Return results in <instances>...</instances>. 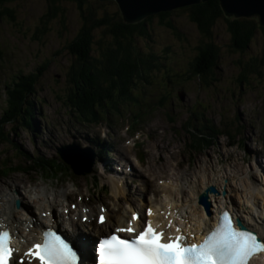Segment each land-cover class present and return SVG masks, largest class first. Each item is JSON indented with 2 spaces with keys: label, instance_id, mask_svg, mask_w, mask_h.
Instances as JSON below:
<instances>
[{
  "label": "rangeland",
  "instance_id": "obj_1",
  "mask_svg": "<svg viewBox=\"0 0 264 264\" xmlns=\"http://www.w3.org/2000/svg\"><path fill=\"white\" fill-rule=\"evenodd\" d=\"M13 5L17 11L16 20L0 16V52L2 53L0 56V123L6 115L5 110L9 107L8 97L10 95H8L6 84L13 77L16 78L21 70L26 72H37L38 70L41 73L40 80L35 87L36 94L33 97L35 104L33 108L30 107L29 113L33 122L31 126L35 129L36 134L29 130L24 116L18 113L13 124H10L12 121H9L6 128H3L7 139L0 142V163L6 161V156L15 160L14 163L9 162L12 167L9 166L10 169L7 173L0 172V181L14 176L19 178L17 193L22 194L21 197L19 196L22 202L21 207H18L19 210L24 212L23 206L26 203L29 208L31 207L30 211L34 215L37 212L39 214V210L48 209V203L44 204L43 202L47 199L46 195L50 197L56 192V196L61 201L66 197H62L60 191L67 190L66 187H68L69 190H72L71 195H68L63 201V205L55 204L56 211L67 210L75 215L77 212L79 213L78 210H90L92 219L82 221L80 225L85 229L87 235L92 234L90 231L96 232V230L98 231L95 235H100L109 233V230L106 231L105 229L106 225H100L97 222V215L101 206H105L108 212H111L113 211L112 207L115 206L114 203L121 205L122 208L119 212L125 211V216L130 219L131 210L138 209L142 204H149L156 210L163 212L162 208L166 205L169 207L172 204L171 206H173L171 203L173 200L176 204L181 205L190 203L197 198L198 202L191 203V207L189 206L187 211L198 216L202 210L203 213L207 211L205 204L200 202L199 195L209 186L216 188L215 193L222 191L223 194L226 190L225 195H229L230 191L232 199L243 206L249 203L245 197L247 192L241 191L239 188L241 181L245 179L248 186L256 191H258L255 187L256 184L260 186L262 182L264 185V93L262 96L259 95V91L264 92V84H259L260 89L255 85L254 89L248 88L242 93H234V98L238 99L234 102L231 96L223 98L219 94L206 93L209 92L206 88H210L207 86V81H200L196 77V81L190 82L192 87L187 84L182 86L189 87L190 91H184L186 98L184 101L181 100L178 92L182 87L169 84L176 77L172 74L167 76L169 71L166 69L172 65L179 69L180 65L187 68L190 63L188 57H192L195 50L182 54V49H180L178 39H176L177 45H171V47L173 55L177 58H167L168 63H163V67L150 77V83L147 81L137 83L135 93L140 94L138 96L142 99L140 103L151 105H148L147 110L150 109V111L144 113V119H141L142 115L139 116L137 120L139 122L141 119L139 124L134 125V114L131 112L133 110L137 114L143 108L138 102L134 106H127L128 109L126 104L123 106L120 104V112H114V107L109 108L108 111L112 114L109 117H107V111L101 110L102 113L100 112L99 117L103 116L105 119L99 124L97 122L91 123L84 116L81 119L75 117L76 111L67 102V92H70L72 84L66 76V72L72 56L63 47L68 40L73 39L80 25L76 2L61 0L60 5L66 18H63L61 14L50 20L47 29L42 31L44 33L40 32L37 35L35 34L37 27H42L43 20L46 19L45 13L49 8L47 0H15ZM102 7L118 9V5L114 3H105ZM173 16L175 22L181 26L180 28L189 33L187 37L189 42L194 43L199 37L193 34L195 26L192 25L191 20L187 19L189 15L186 10H178L173 13ZM224 29L226 30L225 26ZM215 31L219 33V28L218 30L215 28ZM161 34L164 35L159 33L155 35L158 46L162 40L166 44H171L175 40L171 34L167 37L165 32ZM220 34L223 40L228 37L221 32ZM102 37L104 36L101 35L99 28L95 31L93 39L96 52L99 50L98 41ZM105 38L102 46L112 40L110 36ZM159 47L164 49L163 46ZM259 49L260 45L254 44L248 49V54L242 56L243 61L247 62L248 59H251V55H259ZM191 52L193 54L188 56L187 53ZM223 53L222 70L218 76L220 78L225 77L227 80L238 71H242V67L236 65L235 62L241 57L234 52ZM260 70L264 74V63ZM16 81L18 80L16 79ZM216 82L223 83L224 80L220 79ZM168 86L170 92H167ZM195 87L197 91L194 90ZM142 96L146 101H143ZM198 101L203 102L206 107L211 104L212 106L207 112L203 111L199 120H192L191 124L195 122L207 123L203 120L206 118L211 119L217 127L219 126L223 130L220 136L216 135L218 137L214 139L215 144L211 147L208 142L201 143L197 147L194 144L196 140L190 139L187 119L192 113L188 114L186 107L191 109L192 106L190 105L192 103L197 105ZM242 109L244 113H242ZM235 111L238 112L240 118L235 117L237 115ZM254 117L257 125L251 127L249 126L250 120ZM16 123L22 125L13 129ZM242 124H246L248 128H243ZM79 125L84 126L78 128ZM71 129L74 131L86 130L94 137H96L95 134H98L97 140L103 142H99L100 146L109 148L110 152L114 153V156L109 158L112 165L119 162V157L121 159L123 157L122 168L111 175L101 174V165H97L91 156L84 164L90 167L94 162V171L100 173L97 176L105 184L110 179L117 181L121 177L127 178L126 183L120 187L109 186V189L103 190L91 183V179L87 175L71 174L70 171L66 170V174L52 180L46 179L41 172L37 171L36 167L33 168L34 159L39 158L37 155L49 160L58 157L57 147L70 142L72 137L80 142L75 135L71 137L73 132ZM227 130H230L231 134H227ZM42 131L43 134L40 133ZM53 134L58 135L56 137L58 140H55ZM45 138L46 143L41 144V147L37 149L38 147H35L33 143L34 139L39 143V139ZM49 139L52 140L49 141ZM4 141L7 142L3 143ZM90 142L95 144L92 140ZM50 143L51 145H48ZM104 143H108V145ZM92 156H94L93 153ZM257 162H260L259 166ZM126 166L135 172L133 176L129 174V170H126ZM261 171L263 176L259 174ZM258 174L260 177L257 176ZM169 178L174 180V187L166 185ZM181 180L187 181V183L182 185ZM24 185L35 186V188H31L32 194H26ZM181 187L183 189H180ZM45 188L49 192L43 193ZM199 190L201 191L199 192ZM211 192L214 191L210 190L208 194L210 195ZM168 194L171 197H168ZM260 195L264 197V192ZM31 197L38 199L39 202L32 204L30 202ZM181 197L187 203L181 201ZM258 200H260L258 205L261 206L262 200L260 198ZM73 204H75L74 207ZM43 212L48 214L49 211ZM25 215L21 214L23 217H26ZM177 220V222L180 221V219ZM117 225V221L112 223L110 229H115ZM167 226L168 229L174 228L169 226V223L164 224L166 229ZM22 231L26 232L23 229Z\"/></svg>",
  "mask_w": 264,
  "mask_h": 264
},
{
  "label": "trees",
  "instance_id": "obj_2",
  "mask_svg": "<svg viewBox=\"0 0 264 264\" xmlns=\"http://www.w3.org/2000/svg\"><path fill=\"white\" fill-rule=\"evenodd\" d=\"M14 1L0 0V16L11 20L17 19ZM72 1H75L78 7L80 25L73 39L68 40L64 47L62 46L72 56L66 72L72 84L70 92H67V102L72 109L83 115L96 117L98 111H108L113 107L120 108V104L122 106L126 104V107L134 106L137 102L141 104V98H138L140 94L135 93L137 83L145 81L150 83V77L163 67V63H168L167 58H177L173 55L171 47V45H177L176 39L182 54L195 50L194 55H192L193 52L187 53L188 56L192 55L188 57L190 63L187 68L181 65L180 69L175 65L170 66L168 73L176 77L195 76L200 81H207V86L210 88L206 89L213 93L226 92L232 95L255 87L257 85L255 83L260 78V81L264 80V74L260 70L264 63V26H261L253 17L227 16L219 0L202 1L176 9L161 10L137 21L124 19L119 8H103L102 5L108 1ZM60 2L61 0H47L49 8L45 13L46 19L43 20L42 27H37L36 35L46 30L48 22L57 16L62 14L63 18H66ZM178 10H186L189 15L187 19L191 20L192 25L195 26L193 34L199 37L196 39L197 43L189 42L187 38L189 33L175 22L173 13ZM99 28L104 37L98 41L99 50L96 52L93 39L95 31ZM215 28L217 30L219 28V33L215 31ZM164 32L166 37L173 35L175 40L173 44H166L162 40L159 45L163 46L162 50L156 45L155 35L158 33L164 35L161 34ZM220 32L228 36H223L226 37L225 41ZM108 36L112 40L103 47L102 42ZM254 44L260 45L259 55H251V59L247 62L243 61L242 56L248 54V49ZM223 52H234L241 57L235 62L242 67V71H238L227 80L225 77L218 76L222 70ZM16 76L7 84L10 97H8L9 107L5 110L6 115L2 119L5 121L14 122L22 110L30 113V107L33 108L35 104L33 97L36 94L35 87L41 73L38 70L37 72L21 70ZM220 79L224 82H216ZM2 123L3 121L0 123V139L5 137ZM27 124L30 125L29 118ZM189 135L190 139L196 140L194 144L197 147L207 142L201 133L189 131ZM57 164L60 165V163ZM52 166L54 168L56 165ZM49 167L52 169L51 165Z\"/></svg>",
  "mask_w": 264,
  "mask_h": 264
},
{
  "label": "snow or ice",
  "instance_id": "obj_3",
  "mask_svg": "<svg viewBox=\"0 0 264 264\" xmlns=\"http://www.w3.org/2000/svg\"><path fill=\"white\" fill-rule=\"evenodd\" d=\"M148 214L151 215V209ZM104 219L101 215L98 222L103 223ZM132 219L142 217L133 213ZM261 228L264 229V224ZM176 231L179 234L166 236L162 229L157 230L146 221L143 229L137 232L129 222L128 228H117L98 241L94 246L93 264H97V260L98 264H250L253 256L264 252V240L255 231L234 221L228 211L222 213L216 227L210 229L200 243H189L181 229ZM124 232L135 234L131 237L119 235ZM13 253L10 233L0 226V264H9ZM81 256L80 264H87L83 253ZM24 257L29 258V264L32 259L39 264H76L77 252L65 239L46 231L43 244H34ZM19 264H25L23 257Z\"/></svg>",
  "mask_w": 264,
  "mask_h": 264
},
{
  "label": "bare ground",
  "instance_id": "obj_4",
  "mask_svg": "<svg viewBox=\"0 0 264 264\" xmlns=\"http://www.w3.org/2000/svg\"><path fill=\"white\" fill-rule=\"evenodd\" d=\"M57 136L58 135H54L55 138ZM79 137H81L82 139H85L86 134L80 133ZM51 140L49 139V141ZM55 140H58V138H56ZM104 144L108 145V143H104ZM49 145H51V143ZM53 159H56V157H53ZM18 180L19 178L17 176H14L13 178H10V179H3L2 182L0 181V226H2L3 229L11 228L12 231L14 232L15 257L16 256L24 257V253L27 252L28 249L31 248V246H33L34 243L41 241L44 235L43 234L44 229L49 228V227L51 228L55 227V228H59L60 230L64 232V227H62V224L60 227V219L64 218L65 222L63 223V225L68 226L69 229L74 232V233H71L72 231L71 232L69 231L68 232L70 233L69 237L71 239L74 238L75 241L78 240V242L82 244L84 248V253L86 255L85 258L88 261L91 257L90 255L91 248H88L89 245L87 244L85 237L82 236V233H80V229H79L80 223L79 222L87 221L88 220L87 215L89 217H91V215L86 214V211H84V213H82L81 215H71L70 211L68 212L67 210L56 211L55 204L63 205V201H65L68 195H71L72 190H69L66 187L67 190H63L61 192L62 197H66V198L62 199L61 201H59V197H57L56 201L55 199H51V200L49 199V201L52 203L51 205L49 203L47 204L48 210L49 211L51 210L50 214L44 213L43 211L45 209H43V211L41 210L39 212V215L36 213L34 215L32 213H29L30 208L26 203L23 206V209L25 210L24 212L19 210L17 207L16 200L19 196L21 197L22 195L21 193L19 194L17 193V189L19 185L17 182ZM114 183L117 184V182H114ZM166 183H168L166 184L168 187H174L173 185H175V182L172 178H169V181ZM181 183L182 185H184L187 183V181L181 180ZM240 184L241 186H239V188L241 189V191L243 190L247 192L245 197L249 204H244L243 206L242 205L240 206V204H238L234 199H232V196L228 189L227 190L229 191V195L228 194L225 195L226 190H225V193L223 194H222V191H220V193L217 192L218 194L215 193L214 191L213 193L211 192L210 195H207V198H206L207 200H209V211L207 210V211H204L203 213V210H202V213L198 214V216L187 211V208L189 206L191 207V203L198 202L197 198H195L192 202L187 203V201L185 202L181 197V201L187 204L178 205L173 200L171 202L173 203V206L168 208V206L166 205L164 208H162L163 212L156 210V209L154 211L153 208L150 207L149 209H151V215L148 214L147 220L142 221L140 219H137V220H133L132 218L130 220L127 219V216H125L124 214L125 211L119 212L122 206L114 203V205L115 206L117 205V207L115 206L112 207V210H113L111 211L112 213L110 212V214H108V219L105 222L106 224L105 229H107L108 227L111 226L112 223H116L117 221V224H118L117 227L126 226V228H128L129 222H131V226L134 228H137L138 230V228L140 229L144 226V222L150 221L151 224L155 226V228L162 229L163 232L166 234V236H175L179 234L176 231V229L179 228L182 230V234L188 238L189 242H197L201 240V238H203V235L207 231H209L213 227V225L216 224L217 222L216 219L218 215L220 214V212L224 208H229L234 212L236 218L239 217L246 224L251 225L254 228H258L264 238V229L261 228V225L264 224V202H263L264 197L260 195V193H262L264 188L259 187L258 191H261V192L253 190V188L248 186L245 179L241 181ZM118 185L119 184H117L116 187ZM24 186L25 188H29L28 185H24ZM33 187L35 188V186ZM180 189H183V188L181 187ZM219 189H221L220 186H219ZM47 190L48 189H45L43 193H46ZM200 191L201 190H199V192ZM25 192L26 194H29L30 190L29 189L27 191L25 190ZM168 197H171V195L168 194ZM258 198L262 200L261 206L258 205L260 201L258 200ZM32 202L37 204L39 200L33 198ZM20 203L22 204L21 201ZM171 203H168V204H171ZM38 205L41 206V204H38ZM54 210H55V214H54ZM258 211L261 212V214H259ZM25 212H28V214ZM131 212L133 213L136 212V208L134 210H131ZM21 214H26L25 215L26 217L21 216ZM180 218L183 220H188V221H186L185 224L182 221L178 224L177 219H180ZM169 222H171L172 226L175 228L173 231H171V229L167 230L163 227L164 223L168 224ZM22 229L26 230V232H23ZM88 250H90L89 251L90 253L88 252ZM25 258L29 260L28 257H25ZM97 263H98V260H97ZM251 264H264V261H261L260 259L252 260Z\"/></svg>",
  "mask_w": 264,
  "mask_h": 264
},
{
  "label": "water",
  "instance_id": "obj_5",
  "mask_svg": "<svg viewBox=\"0 0 264 264\" xmlns=\"http://www.w3.org/2000/svg\"><path fill=\"white\" fill-rule=\"evenodd\" d=\"M208 0H117L126 20L137 21L145 15L161 10L176 9L188 4H197ZM224 13L230 17H255L264 26V0H219ZM70 161V160H69ZM68 161V162H69ZM214 190L209 188L208 190ZM207 193L200 195V202L209 205Z\"/></svg>",
  "mask_w": 264,
  "mask_h": 264
}]
</instances>
